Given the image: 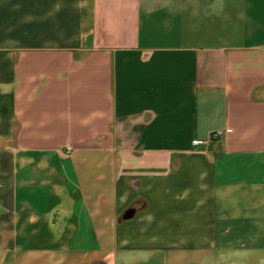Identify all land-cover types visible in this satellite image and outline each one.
Instances as JSON below:
<instances>
[{
    "label": "crops",
    "instance_id": "0c3cea01",
    "mask_svg": "<svg viewBox=\"0 0 264 264\" xmlns=\"http://www.w3.org/2000/svg\"><path fill=\"white\" fill-rule=\"evenodd\" d=\"M0 264H264V0H0Z\"/></svg>",
    "mask_w": 264,
    "mask_h": 264
},
{
    "label": "built area",
    "instance_id": "2783aa9c",
    "mask_svg": "<svg viewBox=\"0 0 264 264\" xmlns=\"http://www.w3.org/2000/svg\"><path fill=\"white\" fill-rule=\"evenodd\" d=\"M222 135H223V132L222 131H217V132L214 133L213 137L218 138V137H221ZM193 143L196 144L195 141Z\"/></svg>",
    "mask_w": 264,
    "mask_h": 264
}]
</instances>
